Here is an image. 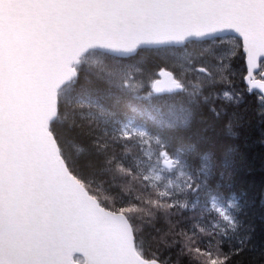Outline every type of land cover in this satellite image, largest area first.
Returning <instances> with one entry per match:
<instances>
[{
  "label": "snow or ice",
  "instance_id": "snow-or-ice-1",
  "mask_svg": "<svg viewBox=\"0 0 264 264\" xmlns=\"http://www.w3.org/2000/svg\"><path fill=\"white\" fill-rule=\"evenodd\" d=\"M249 99L264 0H0V264H264Z\"/></svg>",
  "mask_w": 264,
  "mask_h": 264
},
{
  "label": "trees",
  "instance_id": "trees-1",
  "mask_svg": "<svg viewBox=\"0 0 264 264\" xmlns=\"http://www.w3.org/2000/svg\"><path fill=\"white\" fill-rule=\"evenodd\" d=\"M241 116L242 119L236 126V134L229 136L228 140L229 147L235 149L236 186L247 199L250 209L247 224L252 229V242L248 247L259 248L264 244V121L257 114L252 99H249L248 107ZM256 259L248 251L237 257L244 264Z\"/></svg>",
  "mask_w": 264,
  "mask_h": 264
}]
</instances>
